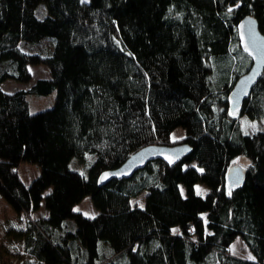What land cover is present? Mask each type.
<instances>
[{"label": "trees", "instance_id": "1", "mask_svg": "<svg viewBox=\"0 0 264 264\" xmlns=\"http://www.w3.org/2000/svg\"><path fill=\"white\" fill-rule=\"evenodd\" d=\"M246 15L264 35V0H0V198L20 221L0 227L13 244L0 264H263L264 128L241 119L264 120V73L233 115L227 101L251 64ZM31 65L49 77L3 91L30 82ZM52 91L51 107L29 111L28 94ZM176 143L191 151L174 165L98 184L138 149ZM86 154V175L69 168ZM238 157L244 181L228 191ZM22 162L40 169L27 185ZM87 196L94 216L73 211ZM237 237L252 259L229 253Z\"/></svg>", "mask_w": 264, "mask_h": 264}, {"label": "water", "instance_id": "2", "mask_svg": "<svg viewBox=\"0 0 264 264\" xmlns=\"http://www.w3.org/2000/svg\"><path fill=\"white\" fill-rule=\"evenodd\" d=\"M237 37L239 47L248 55L251 64L248 70L237 78L228 94L230 115L242 107L243 102L249 98L253 87L264 73V35L260 32L255 17L246 15L238 22ZM190 151L191 146L186 143L147 145L132 153L117 168L101 172L97 179L98 184H105L114 179H128L152 160H162L172 166ZM244 175V165L232 164L225 174L227 190L232 191L239 188L244 181Z\"/></svg>", "mask_w": 264, "mask_h": 264}, {"label": "rangeland", "instance_id": "3", "mask_svg": "<svg viewBox=\"0 0 264 264\" xmlns=\"http://www.w3.org/2000/svg\"><path fill=\"white\" fill-rule=\"evenodd\" d=\"M88 0H82V2H87ZM29 69L32 73V79L28 83L23 82H17L14 80H6L2 83L1 87L3 91L5 92H13L16 90H26L29 89L38 79L42 78H48L49 72L48 69L45 66L42 65H36V66H29ZM56 93L55 91H52L50 94L42 96L36 93H30L27 96V100L29 103V111L31 113L49 108L53 105L55 101ZM242 126L245 131H253L255 129L264 128V120L260 121L258 119H248L246 117H243L241 119ZM184 130L182 128H177L171 133V140L176 141L184 136ZM95 155L93 154H86L84 158L80 159L77 157H72L69 161V168L71 170L77 171L80 174H87L88 167L90 164L94 161ZM232 164H238V165H247V160L243 157H238L235 160H233ZM17 172L19 174V177L21 180L27 185L29 184L34 178H36L39 175L40 169L37 165L31 164L28 162H22L17 167ZM196 189L198 192H206V188L201 185L197 184ZM146 191H143L141 194H139L136 197H132L130 202L131 205H137L139 207L145 206V195ZM73 211L75 212H81L84 216H94L97 213L96 208L93 206L91 199L89 196L83 198L79 203L75 204L73 207ZM47 211L42 206L41 209L35 213L32 214L31 219L36 220L40 216H46ZM16 216L14 215L12 209L6 204V202L0 198V227H6L8 228L9 225L14 223H19L15 219ZM23 222V220H22ZM23 227L25 222L22 223ZM2 230L0 228V246L2 248V251L4 252L5 256H8V254L11 251V242L8 241V238L3 236ZM229 253L231 255L240 257L243 259H252L253 256L243 243V241L237 237L234 242L232 243ZM7 260V258H4V260ZM13 258H9L7 264H13L12 263Z\"/></svg>", "mask_w": 264, "mask_h": 264}]
</instances>
